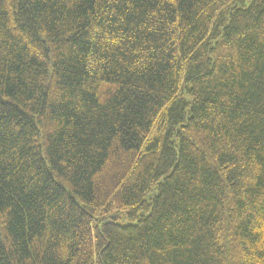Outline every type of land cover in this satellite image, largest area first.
<instances>
[{"label":"trees","instance_id":"1","mask_svg":"<svg viewBox=\"0 0 264 264\" xmlns=\"http://www.w3.org/2000/svg\"><path fill=\"white\" fill-rule=\"evenodd\" d=\"M0 264H264V0H0Z\"/></svg>","mask_w":264,"mask_h":264}]
</instances>
